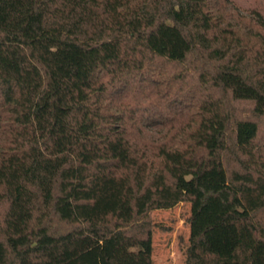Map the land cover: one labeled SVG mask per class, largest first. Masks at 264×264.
<instances>
[{"label": "trees", "instance_id": "16d2710c", "mask_svg": "<svg viewBox=\"0 0 264 264\" xmlns=\"http://www.w3.org/2000/svg\"><path fill=\"white\" fill-rule=\"evenodd\" d=\"M264 264V0H0V264Z\"/></svg>", "mask_w": 264, "mask_h": 264}, {"label": "rangeland", "instance_id": "374dc122", "mask_svg": "<svg viewBox=\"0 0 264 264\" xmlns=\"http://www.w3.org/2000/svg\"><path fill=\"white\" fill-rule=\"evenodd\" d=\"M189 214L188 204L154 203V264H186L190 234Z\"/></svg>", "mask_w": 264, "mask_h": 264}]
</instances>
